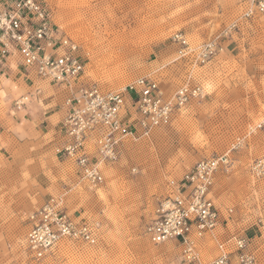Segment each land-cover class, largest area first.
<instances>
[{"label":"rangeland","instance_id":"rangeland-1","mask_svg":"<svg viewBox=\"0 0 264 264\" xmlns=\"http://www.w3.org/2000/svg\"><path fill=\"white\" fill-rule=\"evenodd\" d=\"M45 2L55 27L79 45L85 66L80 82L119 92L148 78L166 97L186 82L206 94L169 126L126 141L118 162L102 165L98 186L62 166L39 137L26 143L21 122L12 124V154L0 151V264H184L177 243L151 244L145 228L159 201L198 161L228 152L231 164L215 174L210 193L223 219L215 242L200 244L201 259L212 261L218 244L238 237L255 264H264V177L249 171L264 156V129L248 134L264 121V16L241 20V0ZM232 23L237 27L220 37L223 51L208 63L175 60L174 34L198 46ZM55 195L63 196L69 213L97 223L99 243L63 241L36 262L25 244L27 218Z\"/></svg>","mask_w":264,"mask_h":264},{"label":"built area","instance_id":"built-area-1","mask_svg":"<svg viewBox=\"0 0 264 264\" xmlns=\"http://www.w3.org/2000/svg\"><path fill=\"white\" fill-rule=\"evenodd\" d=\"M239 6L241 20L264 16V0H242ZM236 27L232 23L217 38L198 46L183 34H174L175 60L192 65L208 63L223 51L220 37L228 36ZM12 57L19 60L28 82L37 83L36 94L41 92L38 84L66 91L67 111L61 121L66 138L55 153L92 186L103 183L102 165L118 162L126 141L169 126L177 112L206 94L201 85L186 82L166 97L157 81L148 78H139L119 92L80 82L85 66L79 45L55 27L45 0H0V66ZM29 101L30 94L23 95L14 106L19 109ZM262 129L264 121L250 127L248 134ZM230 164L229 152L198 161L183 175L177 190L157 204L153 219L145 228L147 240L154 245L177 243L184 264H255L244 238L218 244L219 255L210 262L203 261L199 252L200 241L213 237L222 222L210 193L215 174ZM249 171L254 177H264V156L253 161ZM226 213L231 214L232 209ZM27 221L30 228L25 244L36 262L44 260L63 241L89 247L99 243L97 223L71 218L62 195L50 196Z\"/></svg>","mask_w":264,"mask_h":264},{"label":"crops","instance_id":"crops-1","mask_svg":"<svg viewBox=\"0 0 264 264\" xmlns=\"http://www.w3.org/2000/svg\"><path fill=\"white\" fill-rule=\"evenodd\" d=\"M38 85L41 89L40 94L34 92L37 83L28 82L26 73L16 57H12L11 60L0 66L1 152L12 154V124L18 123L17 121L21 122V128L28 133L25 135L28 144L34 145L39 137L41 147L46 145L50 154H53L56 148L64 144L66 137L61 128V121L67 111L64 106L66 91L50 85ZM27 94H30V101L25 106L16 108L14 102ZM54 154L55 159L62 166L72 168L74 173L77 172V169L68 164L62 156L55 152ZM77 173L75 176L79 179ZM64 208L69 216L76 221L85 218L76 212L69 213L65 205ZM215 235L213 237L207 236L200 242L204 244L207 238L213 239L215 242L217 239Z\"/></svg>","mask_w":264,"mask_h":264},{"label":"bare ground","instance_id":"bare-ground-1","mask_svg":"<svg viewBox=\"0 0 264 264\" xmlns=\"http://www.w3.org/2000/svg\"><path fill=\"white\" fill-rule=\"evenodd\" d=\"M108 16V15H107ZM112 16V15H111ZM104 18H106V17H104ZM109 19V18H108Z\"/></svg>","mask_w":264,"mask_h":264}]
</instances>
